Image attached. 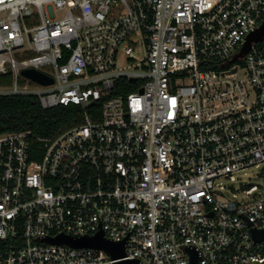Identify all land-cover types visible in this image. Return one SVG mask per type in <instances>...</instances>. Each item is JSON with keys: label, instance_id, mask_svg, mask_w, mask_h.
Masks as SVG:
<instances>
[{"label": "built area", "instance_id": "built-area-1", "mask_svg": "<svg viewBox=\"0 0 264 264\" xmlns=\"http://www.w3.org/2000/svg\"><path fill=\"white\" fill-rule=\"evenodd\" d=\"M263 22L264 0H0V94L81 108L50 139L0 133V264H115L42 240L99 230L139 264L263 260L264 196L222 183L264 163V36L233 60Z\"/></svg>", "mask_w": 264, "mask_h": 264}, {"label": "trees", "instance_id": "trees-1", "mask_svg": "<svg viewBox=\"0 0 264 264\" xmlns=\"http://www.w3.org/2000/svg\"><path fill=\"white\" fill-rule=\"evenodd\" d=\"M9 76H0V85L10 84ZM133 88H123L117 83L113 95L125 96ZM97 102L92 109L101 108ZM81 108L77 105L57 106L51 109L42 107L35 95L0 94V133L6 131L31 130L39 140L50 139L78 122Z\"/></svg>", "mask_w": 264, "mask_h": 264}, {"label": "water", "instance_id": "water-1", "mask_svg": "<svg viewBox=\"0 0 264 264\" xmlns=\"http://www.w3.org/2000/svg\"><path fill=\"white\" fill-rule=\"evenodd\" d=\"M263 36H264V22L251 35H249L242 50L233 57V60L237 59L238 57H242L249 49L252 41H258ZM21 74L43 85H48L53 82L52 78L33 68L24 69L21 71ZM251 232L253 238L256 241L264 240V229L257 230L255 228H252ZM42 240L56 244L66 243L73 247H93V248L102 249L113 260H116L115 264H139V261L137 259H121L125 256V250H124L125 239L119 241H113L109 238H106L102 230H99L97 233L93 235L82 236L75 239L61 234L55 237H49ZM187 250L191 255L190 264H197L198 254L195 251V249L188 247ZM249 264H264V259L261 261H251Z\"/></svg>", "mask_w": 264, "mask_h": 264}, {"label": "rangeland", "instance_id": "rangeland-1", "mask_svg": "<svg viewBox=\"0 0 264 264\" xmlns=\"http://www.w3.org/2000/svg\"><path fill=\"white\" fill-rule=\"evenodd\" d=\"M122 63L125 64L124 58ZM31 90H35V88H31ZM261 169H264V163L259 167H249L236 173V181L234 182L222 180V183L226 186L224 196L230 200L244 201L248 198L245 195V190L252 186H256L254 194L264 196V176L259 174ZM237 189H240V191H237Z\"/></svg>", "mask_w": 264, "mask_h": 264}]
</instances>
